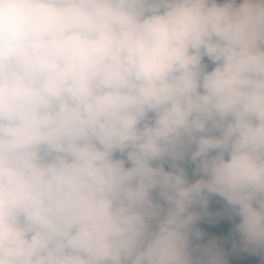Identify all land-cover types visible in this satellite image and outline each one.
Segmentation results:
<instances>
[{
  "label": "clouds",
  "instance_id": "clouds-1",
  "mask_svg": "<svg viewBox=\"0 0 264 264\" xmlns=\"http://www.w3.org/2000/svg\"><path fill=\"white\" fill-rule=\"evenodd\" d=\"M256 258L264 0H0V264Z\"/></svg>",
  "mask_w": 264,
  "mask_h": 264
},
{
  "label": "trees",
  "instance_id": "trees-1",
  "mask_svg": "<svg viewBox=\"0 0 264 264\" xmlns=\"http://www.w3.org/2000/svg\"><path fill=\"white\" fill-rule=\"evenodd\" d=\"M222 210V209H221ZM202 230L206 231L204 241L208 239L216 238L220 247L224 248L225 251H231L234 234L232 233V222L224 219L214 228H207L206 225H200ZM255 264H260L259 258H256Z\"/></svg>",
  "mask_w": 264,
  "mask_h": 264
},
{
  "label": "rangeland",
  "instance_id": "rangeland-1",
  "mask_svg": "<svg viewBox=\"0 0 264 264\" xmlns=\"http://www.w3.org/2000/svg\"><path fill=\"white\" fill-rule=\"evenodd\" d=\"M217 210H221V209H217Z\"/></svg>",
  "mask_w": 264,
  "mask_h": 264
}]
</instances>
